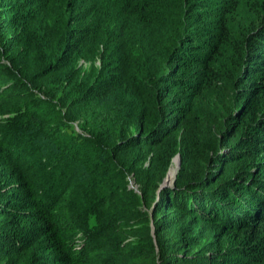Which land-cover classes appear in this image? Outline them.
Listing matches in <instances>:
<instances>
[{
    "label": "trees",
    "instance_id": "1",
    "mask_svg": "<svg viewBox=\"0 0 264 264\" xmlns=\"http://www.w3.org/2000/svg\"><path fill=\"white\" fill-rule=\"evenodd\" d=\"M0 77V264H264V0H1Z\"/></svg>",
    "mask_w": 264,
    "mask_h": 264
},
{
    "label": "rangeland",
    "instance_id": "2",
    "mask_svg": "<svg viewBox=\"0 0 264 264\" xmlns=\"http://www.w3.org/2000/svg\"><path fill=\"white\" fill-rule=\"evenodd\" d=\"M1 1V0H0ZM245 6V5H244ZM230 16L231 17H233V18H236L237 17V21L235 22V24H239V25H241V29H247V28H245V27H247V24H248V22L249 21H252V19H254V14L253 13H251V12H249L248 11V8L247 7H241V10H240V15H236V14H230ZM190 20H193L192 18L190 19ZM179 26V25H178ZM81 64H82V67L83 68H87L88 66H89V63L88 62H84V61H82L81 62ZM94 64H96V65H101V60L99 59V58H97L95 61H94ZM99 65V66H100ZM2 81V77H0V82ZM15 92V91H14ZM18 90L16 91V94H15V97H16V95L18 94ZM221 108L219 107V113H220V115H221V113H222V111L220 110ZM218 112V111H217ZM79 122H76V128H78L79 130H80V127H79ZM177 155V154H176ZM175 155V156H176ZM180 155V154H179ZM174 156V157H175ZM174 157L172 158V163H171V165H170V168H169V170H168V172H170V169H171V167L175 164V162H173V159H174ZM181 163H182V160H181V156H180V166H181ZM179 169H180V167H179ZM178 174V173H177ZM167 176V175H166ZM166 178V177H165ZM164 178V179H165ZM170 178V177H169ZM176 178H177V176H176ZM176 178H175V180H176ZM170 179H172V178H170ZM132 182H134V181H132ZM134 186V188L137 190L138 189V186L136 185H133Z\"/></svg>",
    "mask_w": 264,
    "mask_h": 264
},
{
    "label": "water",
    "instance_id": "3",
    "mask_svg": "<svg viewBox=\"0 0 264 264\" xmlns=\"http://www.w3.org/2000/svg\"><path fill=\"white\" fill-rule=\"evenodd\" d=\"M173 162L176 163V172H175V174H174L172 179L169 178V172L167 173L166 178L163 180V182H162V184L160 186V189H163L164 187H167V186H173L174 185L175 178L177 176V173H178V170H179V167H180V155L179 154H177L174 157ZM131 187H134L132 181H131ZM160 189H159V191H160Z\"/></svg>",
    "mask_w": 264,
    "mask_h": 264
}]
</instances>
